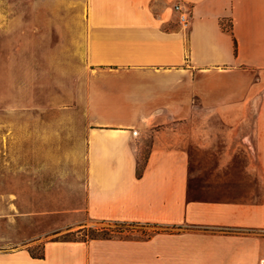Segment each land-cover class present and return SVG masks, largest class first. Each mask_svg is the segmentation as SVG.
Wrapping results in <instances>:
<instances>
[{
	"label": "crops",
	"instance_id": "1",
	"mask_svg": "<svg viewBox=\"0 0 264 264\" xmlns=\"http://www.w3.org/2000/svg\"><path fill=\"white\" fill-rule=\"evenodd\" d=\"M84 1L86 15L78 22L83 56L96 67H123L128 76L126 108L120 104L108 112V119L128 122L86 135L87 215L94 222L157 230L145 239L47 240L41 256L26 248L0 251V264L198 263L196 255L184 257L188 236L217 238L211 233L225 232L222 237L233 243L264 232V0H178L190 6L186 34L161 14V7L177 0ZM238 71L256 72V81L240 100L213 99L212 114L228 126L224 162L232 151L246 154L245 170L260 184V201H188V141L177 126L159 123L174 119L175 111L160 89L175 91L188 73ZM206 132L207 139L192 133L189 142L210 146L211 130ZM182 227L190 230L177 232ZM232 249L222 259L202 262L234 263Z\"/></svg>",
	"mask_w": 264,
	"mask_h": 264
},
{
	"label": "rangeland",
	"instance_id": "2",
	"mask_svg": "<svg viewBox=\"0 0 264 264\" xmlns=\"http://www.w3.org/2000/svg\"><path fill=\"white\" fill-rule=\"evenodd\" d=\"M177 2L186 5L174 1L161 7V14L186 34L190 23L186 28L179 24ZM84 15V0H0V251L26 248L39 256L47 240L145 239L157 230L142 224L94 222L87 215L86 135L128 122L108 119L113 118L108 114L111 108H126L128 76L123 67H96L85 59L78 25ZM256 78L252 71L193 72L175 91L160 89L175 111L174 119L159 123L177 126L188 141V201H260V184L245 170L246 154L232 151L224 162L228 126L212 114L213 99L229 95L240 100ZM207 129L210 146L189 142L192 133L207 139ZM147 144L148 140L140 161ZM185 230L190 228L177 232ZM211 234L219 236L185 238L184 257L196 255L201 261L185 264H223L211 260L227 256L230 247L235 259L230 264H264V232L233 243L222 237L225 232ZM207 257L211 262H202Z\"/></svg>",
	"mask_w": 264,
	"mask_h": 264
},
{
	"label": "built area",
	"instance_id": "3",
	"mask_svg": "<svg viewBox=\"0 0 264 264\" xmlns=\"http://www.w3.org/2000/svg\"><path fill=\"white\" fill-rule=\"evenodd\" d=\"M174 10L178 15V22L182 28L188 27L190 23L191 12L190 9L183 3L177 2L174 5Z\"/></svg>",
	"mask_w": 264,
	"mask_h": 264
},
{
	"label": "trees",
	"instance_id": "4",
	"mask_svg": "<svg viewBox=\"0 0 264 264\" xmlns=\"http://www.w3.org/2000/svg\"><path fill=\"white\" fill-rule=\"evenodd\" d=\"M90 232H91V234L97 233V232H94V231H90ZM92 239H109V238L104 237V236H102V237H94V236H92V237L90 238V240H92ZM39 256H41V255H39Z\"/></svg>",
	"mask_w": 264,
	"mask_h": 264
}]
</instances>
